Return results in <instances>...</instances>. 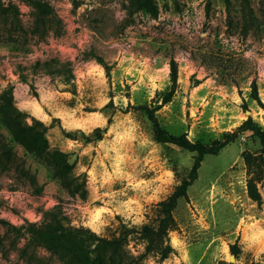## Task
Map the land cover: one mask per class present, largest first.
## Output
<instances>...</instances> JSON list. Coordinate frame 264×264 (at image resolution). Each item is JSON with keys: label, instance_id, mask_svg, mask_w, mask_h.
I'll return each mask as SVG.
<instances>
[{"label": "rangeland", "instance_id": "374dc122", "mask_svg": "<svg viewBox=\"0 0 264 264\" xmlns=\"http://www.w3.org/2000/svg\"><path fill=\"white\" fill-rule=\"evenodd\" d=\"M40 1L53 14L33 35L36 18L27 0H0L2 9L13 6L20 13L18 23L12 16L0 19V96L13 87L29 122L48 127L51 145L69 154L87 197L62 189L43 164L12 142L0 121L20 166L0 170V219L22 229L19 234L0 224V264H28L19 254L29 240L23 228L41 223L43 211L55 207L72 226L103 238L117 235L121 225L156 223L157 204L188 177L195 157L156 142L147 115L135 109L162 104L172 58L178 88L157 112L165 130L203 144L249 117L264 130V0H248L249 24L241 0H152L145 10L129 0ZM51 59L70 62L74 78L63 82L35 72L37 61ZM254 81L261 105L251 97ZM260 147L243 133L204 159L188 199L174 212L169 238L175 253L161 264H264V173L258 200L248 189L253 172L242 156ZM234 244L239 258L230 252ZM128 250L139 256L145 244L133 235ZM37 252L44 258L37 264H59L41 248ZM144 264H158V257Z\"/></svg>", "mask_w": 264, "mask_h": 264}, {"label": "trees", "instance_id": "16d2710c", "mask_svg": "<svg viewBox=\"0 0 264 264\" xmlns=\"http://www.w3.org/2000/svg\"><path fill=\"white\" fill-rule=\"evenodd\" d=\"M28 4L34 9L36 27L31 34L37 35L40 32L39 25L46 26V20L53 14V9L42 3L40 0H27ZM132 7L145 10L152 6V0H129ZM241 11L246 24L252 19L253 11L248 0H241ZM155 11L153 12V14ZM19 10L16 7L2 9L0 5V19L13 17L14 22L18 23ZM46 33V30H44ZM89 55L87 56V59ZM103 64V60L96 58ZM170 83L171 86L164 94L162 104L152 108L147 105L136 107L147 115L152 123L155 141L164 145H173L182 150L195 154L193 166L188 174L175 191L164 201L157 204V221L155 224H146L141 229L129 228L121 225L117 235L111 238H103L84 227H74L68 215L61 207H55L49 211H43L41 223L28 224L23 228L29 237L28 243L19 251L20 258L28 264H37L44 258L38 254L37 249L46 251L51 259H55L59 264H144L150 256L158 257V264L163 263L175 253V249L170 244V233L176 227L174 212L178 207L179 201L188 199V190L198 179L199 170L207 156H217L226 147L234 144L240 134L251 133L260 143V149L256 153L244 152V162L253 174L248 183V189L255 193L260 200L257 182L262 180L264 173V130L252 117H249L233 132H226L220 139L212 141L210 144L192 142L187 134L180 136L169 133L165 130L157 117V112L165 105L169 104L177 91L179 69L175 59H171ZM36 73L45 72L49 75L61 78L63 82L74 78L72 64L62 62L59 59L47 61H37L34 66ZM251 97L261 105L258 86L254 81L251 85ZM243 107L247 109L244 104ZM0 121L4 129L8 132L9 138L14 144L22 147L28 154L32 155L38 162L43 164L54 180L58 181L62 189L71 196L79 195L83 199L87 197L86 184L74 172V164L69 161V154L51 145L47 133L48 127L43 123L32 119L23 114L17 107L14 95V88L10 87L0 96ZM98 133L102 131L97 129ZM6 138L0 132V170L7 172L12 169H19L17 156L13 147L7 143ZM28 174V173H27ZM30 181L36 185L34 177L30 176ZM0 224L22 234V229L13 227L8 221L0 219ZM135 235L145 244L144 253L139 256L130 254L128 247L132 236ZM230 252L235 258H239L241 249L238 244L230 246ZM255 264V263H252Z\"/></svg>", "mask_w": 264, "mask_h": 264}, {"label": "water", "instance_id": "95a60500", "mask_svg": "<svg viewBox=\"0 0 264 264\" xmlns=\"http://www.w3.org/2000/svg\"><path fill=\"white\" fill-rule=\"evenodd\" d=\"M247 113L250 114V111H248Z\"/></svg>", "mask_w": 264, "mask_h": 264}]
</instances>
